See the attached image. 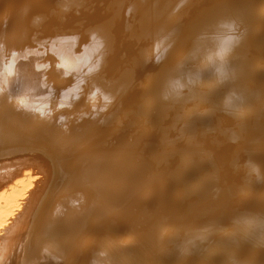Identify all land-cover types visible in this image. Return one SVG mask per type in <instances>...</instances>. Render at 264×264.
Listing matches in <instances>:
<instances>
[{
  "label": "bare ground",
  "instance_id": "obj_1",
  "mask_svg": "<svg viewBox=\"0 0 264 264\" xmlns=\"http://www.w3.org/2000/svg\"><path fill=\"white\" fill-rule=\"evenodd\" d=\"M0 264H264V0H0Z\"/></svg>",
  "mask_w": 264,
  "mask_h": 264
}]
</instances>
